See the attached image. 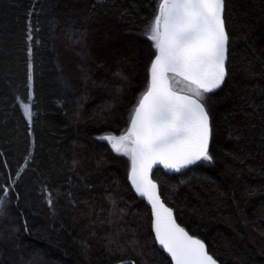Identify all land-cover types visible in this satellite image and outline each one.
I'll return each instance as SVG.
<instances>
[{
	"label": "trees",
	"instance_id": "16d2710c",
	"mask_svg": "<svg viewBox=\"0 0 264 264\" xmlns=\"http://www.w3.org/2000/svg\"><path fill=\"white\" fill-rule=\"evenodd\" d=\"M159 3L0 0V264H172L130 156L102 138L127 132L149 87ZM223 19L211 160L152 176L220 264H264V0H224Z\"/></svg>",
	"mask_w": 264,
	"mask_h": 264
},
{
	"label": "snow or ice",
	"instance_id": "6c2138e0",
	"mask_svg": "<svg viewBox=\"0 0 264 264\" xmlns=\"http://www.w3.org/2000/svg\"><path fill=\"white\" fill-rule=\"evenodd\" d=\"M224 0H160L150 39L157 50L151 82L120 136H104L112 149L131 157V181L152 203L155 234L175 264H216L204 243L191 237L161 203L152 167L179 171L208 154L209 115L202 102L224 82L229 37L223 19ZM176 84H183L180 91ZM31 120V105L24 104ZM7 195V190H4ZM3 197H0V204Z\"/></svg>",
	"mask_w": 264,
	"mask_h": 264
},
{
	"label": "water",
	"instance_id": "95a60500",
	"mask_svg": "<svg viewBox=\"0 0 264 264\" xmlns=\"http://www.w3.org/2000/svg\"><path fill=\"white\" fill-rule=\"evenodd\" d=\"M223 13H224V11H223ZM225 31H226V28H225ZM226 33H227V31H226ZM228 35V34H227ZM157 54V50H156V53H155V55ZM155 59V56L153 57V60ZM153 60H152V62H153ZM226 61H227V53H226ZM226 61H225V64H226ZM152 64V63H151ZM225 71H226V68H225ZM150 82H151V68H150V76H149V86H150ZM148 90V89H147ZM147 90L144 92V94L147 92ZM174 90H176V89H174ZM214 90H216V89H214ZM176 91H179V90H176ZM180 92V94H184V92L183 91H179ZM143 94V95H144ZM143 95L141 96V98L143 97ZM140 98V99H141ZM140 101V100H139ZM138 105H139V102L137 103V105H136V107H138ZM135 107V108H136ZM135 110V109H134ZM207 111V110H206ZM133 115H134V111H133V114H132V117H133ZM209 115V114H208ZM209 126H210V136H211V125H210V118H209ZM130 127H131V122H130ZM129 127V128H130ZM209 145H210V137H209ZM208 149H209V146H208ZM197 162V161H196ZM194 164V163H193ZM189 165H191V164H189ZM189 165H187L186 167H183V168H181L179 171H176L175 169H171V168H166L163 164H156V165H154L153 167H152V169H151V171H150V173H149V178L153 181V183H155L156 184V186H157V188H156V191H157V194H158V196H159V199H160V201H161V203H163V205L166 207V208H168V209H171L164 201H163V199H162V197H161V195H160V192H159V187H158V184H157V182L153 179V172H154V170L156 169V168H162L164 171H166V172H180V171H183L184 169H186ZM131 170H132V161H131V157H130V165H129V171H128V180H129V182L131 183V185H132V187L134 188V190L136 191V187L133 185V183H132V181H131ZM136 193L137 194H139L144 200H145V202L147 203V205L149 206V208H150V212H151V217H152V221H151V228H152V232H153V235H154V238H155V241H156V244H157V246H158V248L160 249V250H162L165 254H166V256H168L169 257V259H170V261H171V263L172 264H175V261L172 259V257H171V255L166 251V249H164V247L162 246V245H160V243H159V241L157 240V238H156V234H155V228H154V224H155V215H154V212H153V208H152V203H151V201H149L148 200V198L146 197V196H142L139 192H137L136 191ZM173 215V214H172ZM173 219H174V217H173ZM175 220V219H174ZM176 222V221H175ZM176 224H177V222H176ZM179 227H181L179 224H177ZM182 228V227H181ZM187 232V231H186ZM188 233V232H187ZM189 234V233H188ZM190 235V234H189ZM191 237H193V238H195V239H198L197 237H194V236H192V235H190ZM199 240V239H198ZM201 241V240H200ZM204 243V242H203ZM204 245H205V247H206V250H207V252H208V249H207V246H206V244L204 243ZM208 254L210 255V256H212L209 252H208ZM214 259H215V261H216V264H220L218 261H217V259L214 257V256H212Z\"/></svg>",
	"mask_w": 264,
	"mask_h": 264
},
{
	"label": "rangeland",
	"instance_id": "374dc122",
	"mask_svg": "<svg viewBox=\"0 0 264 264\" xmlns=\"http://www.w3.org/2000/svg\"><path fill=\"white\" fill-rule=\"evenodd\" d=\"M24 104H26V103H23V104H22V108H23V105H24Z\"/></svg>",
	"mask_w": 264,
	"mask_h": 264
}]
</instances>
